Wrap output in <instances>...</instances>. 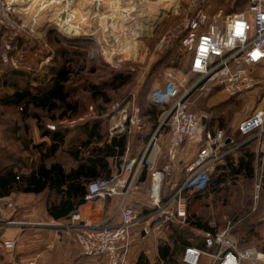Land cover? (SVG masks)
<instances>
[{
    "label": "built area",
    "instance_id": "2783aa9c",
    "mask_svg": "<svg viewBox=\"0 0 264 264\" xmlns=\"http://www.w3.org/2000/svg\"><path fill=\"white\" fill-rule=\"evenodd\" d=\"M183 1L189 8L180 26L181 44L191 57L188 74L196 79L189 85V78L181 83L169 74L152 89L149 102L166 109L139 162V167H145L151 173L153 189L159 180L158 194L151 197L149 216L158 228L174 221L185 222L191 195L205 191L216 168L248 143L254 142L262 149L255 171L256 199L264 187V0H244V10L232 14H225L223 9L211 14V0ZM30 3L31 0H0V25L17 35L19 27L15 18L22 16L20 8ZM27 10L23 12L27 14ZM13 47V43L8 44L7 53H11ZM3 59L5 64L16 65L8 54ZM213 92L221 98L243 99L244 117L233 135L222 129L207 128L194 161L183 168L182 178L176 181L174 172L179 168L188 138L201 116L210 118L207 113L199 114L193 110L191 98L194 94L208 96ZM116 120L122 121L121 124H116ZM110 124L115 135L130 128L141 129L144 121L140 107L134 101L128 102L115 111ZM165 130L169 133L163 154L166 163L162 169H157L161 156L160 139ZM239 138L242 140L237 142ZM164 188L167 194L160 198L159 193ZM87 189L85 199L91 202L114 197L126 199L139 187L135 175L123 178L119 174L92 181ZM119 212L122 224L118 227L90 223L75 225L81 221V216L78 213L72 216V224L67 228L76 232L74 244L84 257H103L108 264H128L134 243L132 229L142 221L136 220L134 210L124 207L123 203ZM158 220L160 222L156 223ZM204 236L212 250L188 247L183 264H264V253L254 247L239 249L230 229L206 232ZM6 246L15 249L17 242L8 241Z\"/></svg>",
    "mask_w": 264,
    "mask_h": 264
},
{
    "label": "rangeland",
    "instance_id": "374dc122",
    "mask_svg": "<svg viewBox=\"0 0 264 264\" xmlns=\"http://www.w3.org/2000/svg\"><path fill=\"white\" fill-rule=\"evenodd\" d=\"M239 3L241 0H211L209 11L214 14L223 9L225 14H232L244 10L245 2L237 7ZM30 6H22L19 10L22 16L15 18L19 27L17 35L0 25V52L4 51L16 63L14 66L3 62L7 67L1 64L0 70L12 67L36 73L50 65L57 58L58 51L64 47L68 49V59L72 62L66 64L58 58L59 65L64 63L72 73L73 82L68 87L73 100L80 102L81 115L76 120L59 123L66 129L74 130L87 123L102 121L103 129L107 130L115 111L122 109L124 97H128V102L134 101L143 108H149L152 89L160 85L167 75L172 74L181 83L189 78V85L196 79L188 74L191 57L180 41V26L189 8L183 0H37L28 11ZM26 10L27 14L23 12ZM74 11L77 12L76 22L80 29L78 34L69 36L62 23ZM133 31L137 34L134 35ZM10 43L14 45L13 51L7 53L6 47ZM21 47L24 50H20ZM117 73L130 75V83L120 90L109 87L110 103L92 100L86 91L89 84L101 85ZM191 100L194 111L209 114L208 129H222L233 135L244 117L243 99L221 98L213 92L208 96L194 94ZM42 116L45 122L49 121L47 115ZM121 122L116 120V124ZM77 133L73 132L72 137ZM249 149L255 151V147ZM240 155L235 153L233 158L237 161ZM65 157L68 168L74 165L67 154ZM258 161L255 158V171ZM234 179L236 182L204 196L190 210L188 203L187 219L196 213L215 229V233L230 229L239 249L254 247L264 253V187L256 199L255 178L249 180L239 176ZM8 209L12 210L10 206ZM135 215L136 220H140L145 213L135 212ZM9 218L7 216L5 220ZM186 222L177 221L175 227L183 229L187 227ZM71 224L72 221L64 226L68 229ZM135 227L128 260L134 263L135 258L144 255L150 264H158V250L170 242L172 227L164 225L158 228L145 223ZM144 230L147 232L143 237ZM191 233L197 238H205L206 232L192 229ZM72 253L78 255L66 251L61 264H75L76 256Z\"/></svg>",
    "mask_w": 264,
    "mask_h": 264
},
{
    "label": "trees",
    "instance_id": "16d2710c",
    "mask_svg": "<svg viewBox=\"0 0 264 264\" xmlns=\"http://www.w3.org/2000/svg\"><path fill=\"white\" fill-rule=\"evenodd\" d=\"M242 1L245 2L241 0L237 7L243 4ZM181 39L182 36H180V41ZM4 56L5 52H0V64L6 66L3 64ZM68 57L69 51L64 47V49L57 52V58L52 60L50 65L42 71L28 73L12 67L5 68L6 70L3 71L5 75L18 78V82H22L23 86L18 85L20 83L17 82L14 87L15 92L4 97L2 104L8 107H16L17 114L22 120H35L42 136L49 138L50 143L34 145V149L40 152L41 161L30 174L27 175L21 173V171L15 172L13 168L8 167L0 169V198L10 196L15 191L40 194L47 187L54 188L62 195L59 205L51 208V214L55 219L68 218L79 206L85 204L89 183L103 179L109 167L108 158L123 156L128 144L126 137L114 139L108 143V125L107 130L103 129L104 123L102 121L87 123L74 130L59 125L60 122L65 120H76L81 115L80 102L73 100L68 87V84L73 82L72 73L64 64L72 62ZM58 58L63 60L64 63L59 65L60 60ZM130 81V75L117 73L110 81L101 85L89 84L86 91L92 100H102L110 103L108 88L112 86L120 90L127 86ZM34 84L42 87L36 90ZM35 91H39V93ZM127 102L128 97H124L121 100V105L124 106ZM136 105L141 109V117L144 121L142 131L146 133L145 138L147 140L151 132L153 133L156 129L166 108L158 105L143 108L137 103ZM42 114L47 115L49 120L47 122L56 125L55 129L46 126ZM75 131H78V133L72 137L71 134ZM241 140L239 138L237 142ZM26 148H28V145ZM239 151L241 155L237 158V161L233 158L234 155L228 156L225 163L218 166L211 175L208 188L190 197L189 210L194 203L204 196L209 195L211 192L216 193L223 185L236 182L234 179L236 177L244 176L249 180H254L255 154L245 148H241ZM60 152L67 154L75 162V167L66 170L64 165L58 162L52 163L49 167L46 165L47 160L54 158ZM63 184L66 188L61 190ZM176 222L167 224L172 227V236L169 243L159 248L158 264H183L184 252L188 247H197L207 251L212 250L208 240L197 238L191 233L192 229L203 232H216L201 216L196 213L190 215L186 222L187 227L183 229L176 228ZM136 264L150 263L144 255H141Z\"/></svg>",
    "mask_w": 264,
    "mask_h": 264
},
{
    "label": "crops",
    "instance_id": "0c3cea01",
    "mask_svg": "<svg viewBox=\"0 0 264 264\" xmlns=\"http://www.w3.org/2000/svg\"><path fill=\"white\" fill-rule=\"evenodd\" d=\"M23 48L21 47L20 50H24ZM0 72V114L2 115H0V169L13 168L15 172L21 171L28 175L41 161L40 152L34 149V145L50 143V139L42 136L35 120H22L17 114L16 107L2 104L4 97L15 92L14 87L18 78L5 75L2 70ZM18 83L23 86L22 82ZM41 87V85L34 84L36 90ZM35 92L39 93V91ZM162 117L163 114L159 121ZM46 124L49 128L50 125H55L52 122H46ZM142 128L144 129V127ZM142 128H130L129 131H125L121 135H115L112 132L111 124L108 125V143L114 139L125 137L128 139L123 156L108 158L109 167L105 175L107 177L121 174L123 178L136 176L139 189L132 192L126 199L114 197L107 200L86 201L68 218L55 219L51 214V208L59 205L62 195L54 188L47 187L40 194L15 191L10 196L0 198V264H29L31 261H35L36 264H61L66 251L78 254L72 253L76 256L75 264H108L103 257H84L74 244L76 232L73 229H66L64 224L70 223L72 216L76 213L80 214L81 221L76 222L75 225L90 223L118 227L122 224L119 208L123 203L124 207L131 208L134 212L144 211L145 215L140 218L142 224L156 226L154 220L149 216L152 211L151 197L152 195L156 197L158 194V188L155 189L158 180H156L153 189L151 173L145 167H139V162L152 132L146 140V133H143ZM168 136V130H165L161 135V156L157 161V169H162L166 163L163 154L166 150ZM27 145L28 148H26ZM199 146L200 144L195 147L199 148ZM195 147L186 143L180 156L179 168L174 172L176 181L182 178L183 168L194 161L198 151ZM250 147H255V151H251ZM241 148L254 153L256 159L259 156V151H262L254 142L241 146L237 150V154ZM65 155L63 152L58 153L54 158L47 160L46 165L49 167L52 163L58 162L63 164L66 170H71L76 164L69 157L74 165L68 168ZM65 188L63 184L61 190ZM166 194L167 190L164 188L159 196L163 198ZM8 206L12 210H9ZM7 216H10L8 221L5 220ZM135 228L132 229V233L136 230ZM144 235L142 234L143 237ZM8 241H16L17 247L15 249L8 248L6 246ZM138 258L133 260L134 263L128 260V264H136Z\"/></svg>",
    "mask_w": 264,
    "mask_h": 264
},
{
    "label": "bare ground",
    "instance_id": "6f19581e",
    "mask_svg": "<svg viewBox=\"0 0 264 264\" xmlns=\"http://www.w3.org/2000/svg\"><path fill=\"white\" fill-rule=\"evenodd\" d=\"M37 0H31V3H30V7H29V10L30 9H32V6H33V4L36 2ZM77 1V0H76ZM82 1V0H81ZM108 2V1H107ZM67 4V3H66ZM82 4V3H81ZM90 4V3H89ZM59 5V4H58ZM26 6V5H25ZM133 7V6H132ZM44 8H46V6L45 7H43V9ZM135 12V11H134ZM76 11H74V12H72V13H70L69 14V16H68V18H66V20L62 23V28H63V30H64V32L66 33V34H68L69 36L70 35H74V34H78L79 33V25H77V22H76V20H77V16H76ZM93 14V13H92ZM24 16V15H23ZM27 16V15H26ZM97 17V16H96ZM142 17V16H141ZM84 18V17H83ZM141 19V18H140ZM128 20V19H127ZM134 21V20H133ZM129 22V21H128ZM84 23V22H83ZM134 23V22H133ZM143 26V25H142ZM144 27V26H143ZM139 31V30H138ZM107 32V31H106ZM134 35H136L137 34V32L136 31H133L132 32ZM128 34V33H127ZM158 180V179H157ZM157 183H158V190H159V180L157 181ZM157 190V191H158Z\"/></svg>",
    "mask_w": 264,
    "mask_h": 264
},
{
    "label": "water",
    "instance_id": "95a60500",
    "mask_svg": "<svg viewBox=\"0 0 264 264\" xmlns=\"http://www.w3.org/2000/svg\"><path fill=\"white\" fill-rule=\"evenodd\" d=\"M71 43V42H70ZM73 44V43H71ZM204 117V118H203ZM209 119L205 116H201L200 119L198 120L195 129L193 130L192 134L187 140V144L190 146L198 145L201 143L203 134L207 130L208 126V121ZM195 133V134H194ZM160 220H158L156 223H159ZM154 224L152 225V227ZM145 233H143L144 235Z\"/></svg>",
    "mask_w": 264,
    "mask_h": 264
}]
</instances>
